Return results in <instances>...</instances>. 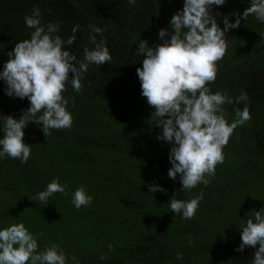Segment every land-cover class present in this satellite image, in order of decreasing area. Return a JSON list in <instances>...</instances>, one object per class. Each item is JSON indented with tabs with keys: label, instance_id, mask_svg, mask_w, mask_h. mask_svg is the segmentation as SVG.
<instances>
[{
	"label": "trees",
	"instance_id": "obj_1",
	"mask_svg": "<svg viewBox=\"0 0 264 264\" xmlns=\"http://www.w3.org/2000/svg\"><path fill=\"white\" fill-rule=\"evenodd\" d=\"M182 1L0 0V71L15 44L30 38L33 29L24 18L37 7L41 22L58 23L57 34L65 40L79 26L75 43L65 45L78 61L85 48L94 47L93 35L106 41L112 55L110 63L89 65L80 92L66 84L71 128L53 129L46 137L41 125L29 123L24 137L31 145L29 160L0 158V230L23 222L36 236L38 252L58 244L68 264H252L256 249H236L242 226L264 208V22L250 15L230 30L217 78L208 85L233 100L247 92L252 119L234 130L209 185L185 191L179 175L168 176L171 144L157 139L161 129L150 119L154 109L142 96L137 75L143 57L135 54L140 40L152 47L162 43L159 31H171L169 21ZM243 7V0H228L213 12L242 14ZM217 20L224 27L223 16ZM92 25L104 29L103 36ZM5 88L0 80V114L19 118L30 102L9 97ZM119 89L124 101L116 95ZM244 106H224L229 123ZM57 178L67 185V195L55 193L47 204L29 198ZM153 183L166 192H149ZM81 185L93 200L77 209L72 194ZM201 191L204 199L194 218L171 212L173 196L188 201Z\"/></svg>",
	"mask_w": 264,
	"mask_h": 264
},
{
	"label": "clouds",
	"instance_id": "obj_2",
	"mask_svg": "<svg viewBox=\"0 0 264 264\" xmlns=\"http://www.w3.org/2000/svg\"><path fill=\"white\" fill-rule=\"evenodd\" d=\"M129 3L135 4L136 0H129ZM224 3L225 0H184L183 8L169 21L171 31L160 29L162 43L152 47L146 39L140 40L135 50L137 56L143 57L142 67L137 68L141 94L154 109L151 121L155 128L161 129L157 139L171 144L168 158L172 166L168 176L175 180L179 175L181 189L185 191H191L201 183L205 187L209 185L217 165L224 163L223 150L234 130L252 119L247 92L233 100L226 92H212L208 85L215 82L218 62L226 54L227 33L240 27L241 21H246L250 15L264 22V0H250L251 6L242 14L213 12L214 5ZM231 15L236 16L235 21L230 19ZM218 16H223V28ZM24 19L27 27L33 29L31 36L16 43L7 53L9 59L0 71V80L6 84V95L27 98L30 102V107L23 109L19 118L0 114L3 131L0 158L19 159L22 163H26L31 155V145L24 140L29 123L41 125L46 137L53 129L71 128L73 115L68 109L69 100L63 95L66 84L70 81L72 88L80 92L89 65L103 66L112 60L106 41L103 38L98 41L95 35L90 37L94 47L91 50L85 48L83 59L77 60L65 45L75 43L79 26L74 27L73 35L65 40L57 34L58 23L41 22L38 7ZM91 29L103 36L104 29L95 25ZM241 102L245 106L242 110L235 109V119L229 123L224 106ZM148 187L151 193L166 192L156 183ZM55 193L67 195V185L61 184L59 178L29 198L47 204ZM203 199V191L188 201L173 196L169 201L171 212L190 220ZM92 200L84 185L72 194L77 209L89 206ZM37 235L43 236V233ZM248 247L256 249L252 264H264V208L255 211L254 219H247L246 225L242 226L241 243L236 250L243 252ZM37 249L36 236L23 222L0 230V264H68L66 254L58 244L41 252ZM176 258L182 259V254L178 252Z\"/></svg>",
	"mask_w": 264,
	"mask_h": 264
},
{
	"label": "rangeland",
	"instance_id": "obj_3",
	"mask_svg": "<svg viewBox=\"0 0 264 264\" xmlns=\"http://www.w3.org/2000/svg\"><path fill=\"white\" fill-rule=\"evenodd\" d=\"M183 3H184V1H182ZM243 2H244V7L243 8H241L240 9V12L241 13H243V11L246 9V8H248L249 7V3H250V1H248V0H243ZM225 3H228V0H225ZM221 28H223V27H221ZM230 33H232V31L230 32H228L227 33V35H228V38H229V36H230ZM241 66V65H240ZM239 66V67H240ZM117 80V82L116 83H118V82H120V80L119 79H116ZM116 95H117V97L119 98V99H122L123 101H124V99H123V95H124V92H122V90L121 89H119V90H116ZM116 97V98H117ZM220 248H221V250L224 252V253H226V254H228V251H227V248H226V246H225V244H222L221 246H220Z\"/></svg>",
	"mask_w": 264,
	"mask_h": 264
}]
</instances>
